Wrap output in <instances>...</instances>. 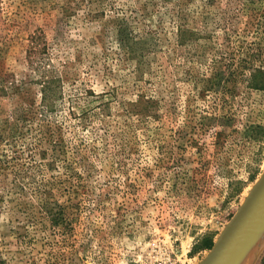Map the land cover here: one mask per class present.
<instances>
[{
	"label": "rangeland",
	"instance_id": "374dc122",
	"mask_svg": "<svg viewBox=\"0 0 264 264\" xmlns=\"http://www.w3.org/2000/svg\"><path fill=\"white\" fill-rule=\"evenodd\" d=\"M263 174L264 0H0V264H202Z\"/></svg>",
	"mask_w": 264,
	"mask_h": 264
},
{
	"label": "water",
	"instance_id": "95a60500",
	"mask_svg": "<svg viewBox=\"0 0 264 264\" xmlns=\"http://www.w3.org/2000/svg\"><path fill=\"white\" fill-rule=\"evenodd\" d=\"M264 219V174L256 183L247 200L220 236L204 264H230L237 250L248 240L252 231ZM240 250V249H239Z\"/></svg>",
	"mask_w": 264,
	"mask_h": 264
},
{
	"label": "bare ground",
	"instance_id": "6f19581e",
	"mask_svg": "<svg viewBox=\"0 0 264 264\" xmlns=\"http://www.w3.org/2000/svg\"><path fill=\"white\" fill-rule=\"evenodd\" d=\"M249 197V196H248ZM247 197V198H248ZM247 198H246V200H247ZM245 200V201H246ZM244 201V202H245ZM243 202V203H244ZM250 238V237H249ZM248 238V239H249ZM219 240V239H218ZM246 244H247V241L237 250V252H236V254H235V256H234V258H233V262L232 263H230V264H233L234 263V261L237 259V257L239 258V256L240 255H242V253L244 252V250L246 249ZM253 251V252H252ZM253 257H254V250H251V251H249L248 252V254H247V256L246 257H244V258H242L241 260H239L236 264H251V261H252V259H253ZM202 264H204V262L202 263Z\"/></svg>",
	"mask_w": 264,
	"mask_h": 264
},
{
	"label": "trees",
	"instance_id": "16d2710c",
	"mask_svg": "<svg viewBox=\"0 0 264 264\" xmlns=\"http://www.w3.org/2000/svg\"><path fill=\"white\" fill-rule=\"evenodd\" d=\"M48 90H49V88L48 87H45L44 88V94H45V96H46V98L48 99ZM50 91V90H49ZM260 264H264V257H263V259H262V261H261V263Z\"/></svg>",
	"mask_w": 264,
	"mask_h": 264
},
{
	"label": "crops",
	"instance_id": "0c3cea01",
	"mask_svg": "<svg viewBox=\"0 0 264 264\" xmlns=\"http://www.w3.org/2000/svg\"><path fill=\"white\" fill-rule=\"evenodd\" d=\"M249 248H250V247H249ZM249 248H248V249H249ZM246 251H247V250H246ZM245 253H246V252L242 253V255H240L239 258L237 257L236 260H239L241 257H243Z\"/></svg>",
	"mask_w": 264,
	"mask_h": 264
},
{
	"label": "built area",
	"instance_id": "2783aa9c",
	"mask_svg": "<svg viewBox=\"0 0 264 264\" xmlns=\"http://www.w3.org/2000/svg\"><path fill=\"white\" fill-rule=\"evenodd\" d=\"M172 264H179L178 262H174V263H172Z\"/></svg>",
	"mask_w": 264,
	"mask_h": 264
}]
</instances>
